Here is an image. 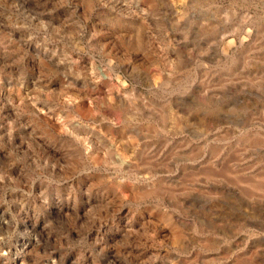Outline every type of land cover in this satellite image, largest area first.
Here are the masks:
<instances>
[{"label":"rangeland","instance_id":"1","mask_svg":"<svg viewBox=\"0 0 264 264\" xmlns=\"http://www.w3.org/2000/svg\"><path fill=\"white\" fill-rule=\"evenodd\" d=\"M0 264H264V0H0Z\"/></svg>","mask_w":264,"mask_h":264},{"label":"bare ground","instance_id":"2","mask_svg":"<svg viewBox=\"0 0 264 264\" xmlns=\"http://www.w3.org/2000/svg\"><path fill=\"white\" fill-rule=\"evenodd\" d=\"M129 108V107H128ZM142 194V193H141ZM169 219V218H168ZM174 228H176V227H174ZM173 228V229H174ZM173 236H174V238L175 239H177V240H180L181 238H179V237H181V235L179 234V231L177 230V229H174V233H173Z\"/></svg>","mask_w":264,"mask_h":264}]
</instances>
